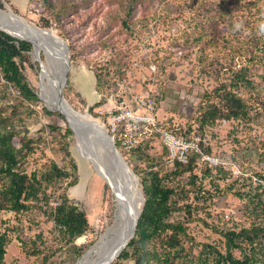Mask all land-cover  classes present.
Segmentation results:
<instances>
[{"label": "rangeland", "instance_id": "obj_1", "mask_svg": "<svg viewBox=\"0 0 264 264\" xmlns=\"http://www.w3.org/2000/svg\"><path fill=\"white\" fill-rule=\"evenodd\" d=\"M0 3L1 9L14 12L38 27H44V16H49L44 0H0ZM120 3L126 5V0H89L85 3L75 0L72 12L62 17L57 29L54 28L56 23L52 21V30L67 42L70 51V69L63 88L64 96L76 110L93 115L105 125V111L123 101H133L137 95H146L155 101L157 116L161 122H165L179 134H199L206 139L204 144L211 147V153L220 157L230 175L227 179H216L212 183L210 178H205L204 185L213 194V198L196 200L190 194L187 201L194 207L189 211H177L175 218L189 221L188 231L194 240L221 243L220 235L203 220L225 226L246 225L251 220L245 214V199L239 198L232 191L220 194L216 192L213 183L224 187L241 174H251L252 177L244 185L241 184V179L234 184L238 189L249 191L250 186L257 184L255 171L264 170V163L258 161L254 145L237 121L219 119L211 125L201 124L200 111L204 93L206 89H212L218 84V76L216 72L207 73L202 69L199 55L205 42L193 41L192 33L195 29H180L179 23L192 16L191 11H181L187 6L163 2L158 8L162 12L161 9L166 4L168 13L163 19L158 21L157 17L148 25L137 22L134 29L129 30L121 27V18L117 17L119 14L124 15ZM136 15L140 19L141 10ZM34 51L33 45L25 62L24 73L39 94L42 68L39 60L46 61L47 56L41 50V58L38 56L39 59H36ZM72 52L78 53L73 59ZM234 62L236 67L240 66L238 58ZM98 67L108 71V76L114 81L112 90L102 103H98L102 96L96 90L95 71ZM225 70L223 68V72ZM0 104L9 113L13 111L15 116H21L25 133L34 138L35 148L26 163L28 172L42 169L51 159L69 170H72L73 162L77 163L78 182L69 186V177L61 179L56 187L60 192L66 190L87 211L90 223L89 230L74 243L63 244L53 230V222L39 210L19 213L3 211L0 219L10 239L6 263L77 264L115 221L117 200L114 192L111 188H106L105 179L96 171L91 159L80 153L73 130V134L66 138L69 141V153L65 152L63 132L66 127H70V123L59 110L50 109L42 98L32 106L14 94L11 98L3 99ZM45 108L63 115L59 119L61 132L49 128L48 124L56 117L46 114ZM249 135L257 140L258 145L262 144L264 127L259 126L249 131ZM121 151L131 158L130 154ZM131 166L139 171L138 184L142 190L141 175L143 177L148 169H159L161 173L171 171L174 162L160 138L153 137L144 146L141 156L132 159ZM203 166L201 163L196 170L200 177L203 175ZM188 175L190 174L185 173L180 179L186 182ZM21 239L29 244L24 245ZM32 239L37 241L40 253H33L36 246ZM189 246L190 243L187 244ZM78 249H82V254L78 253ZM197 249L195 246V252ZM116 260L117 257L111 264ZM126 263L133 262L130 259Z\"/></svg>", "mask_w": 264, "mask_h": 264}, {"label": "trees", "instance_id": "obj_2", "mask_svg": "<svg viewBox=\"0 0 264 264\" xmlns=\"http://www.w3.org/2000/svg\"><path fill=\"white\" fill-rule=\"evenodd\" d=\"M87 1L81 0L82 3ZM44 2L49 16H44L42 28L50 29L53 27L52 21L56 23L54 28L57 29L62 17L71 13L72 4H75V0ZM163 2L187 6L181 11L192 12L191 19L179 23L180 29H195L192 33L193 41L205 42L199 55L202 69L207 73L216 72L218 76V84L212 89H206L204 93L201 124L211 125L219 119L237 121L254 145L258 161L264 163V139L258 145L257 140L249 135V131L264 127V0H126V5L120 3L124 15L117 16L121 18V27L131 30L137 22L148 25L157 17L158 21L163 19L168 13L166 4L162 12H159L158 8ZM139 10L142 16L137 19L136 13ZM30 41L0 29V103L13 94L32 106L40 102V94L31 86L24 73L25 62L33 49ZM77 54L72 52V59ZM236 58L240 61L239 67L234 62ZM223 68H226L225 72ZM95 76L96 90L102 96L98 103H102L112 90L114 81L108 76V71L101 67L96 68ZM44 110L49 116L56 117L48 124L49 128L61 132L59 119L63 115L48 108ZM20 119L21 116H15L13 111L9 113L0 104V213L37 209L53 222V230L63 244L74 243L90 228L88 214L66 190L57 191L56 184L61 179L71 177L69 186L75 185L78 182V165L73 162L72 170H69L51 159L42 169L28 172L26 163L35 148L34 138L25 133ZM71 134L72 129L66 127L63 132V148L67 153L69 141L66 138ZM184 135L190 136L188 133ZM153 137L143 140L130 152L125 151L118 141L116 145L130 154L131 158L126 154L124 156L131 165L132 159L141 156L144 146ZM202 147L205 152H212L208 144H202ZM203 164L201 177L196 172L201 165L196 154H192L187 163L175 161L171 171L161 173L159 169H148L143 177L140 176L145 202L135 235L117 256L114 264H127L130 259L132 264H264V170L255 171L257 184L250 186L249 191L238 189L234 184L241 179L244 185L252 177L251 174H241L224 187L213 183L216 192L222 194L232 191L239 198L245 199V214L251 220L241 226H225L203 220L220 235L221 243L194 240L188 231L189 221L175 218L177 211H189L194 207L187 201L190 194L196 200L213 198V194L204 185L205 178H210L212 183L216 179H227L230 175L222 163L217 166ZM132 168L139 173L137 168ZM185 173L190 174L186 182L180 179ZM105 186L111 188L108 183ZM9 240L0 219V264H7ZM21 241L24 245L29 244L24 239ZM31 241L36 246L33 253H40L37 241ZM195 246L198 247L196 252ZM78 253L82 254V249ZM9 264L20 263L12 261Z\"/></svg>", "mask_w": 264, "mask_h": 264}, {"label": "bare ground", "instance_id": "obj_3", "mask_svg": "<svg viewBox=\"0 0 264 264\" xmlns=\"http://www.w3.org/2000/svg\"><path fill=\"white\" fill-rule=\"evenodd\" d=\"M0 24L16 35L26 36L25 38L31 40L35 47L36 59L41 58V50L46 53L47 60L41 61L40 97L49 106L59 108L66 113L67 120L75 130L80 153L90 158L96 171L108 178L113 184L114 192L117 193L115 194L117 200L115 221L106 228L77 263L110 264L116 258L117 251L131 234L134 217L141 209L142 191L138 180L126 169L123 172L113 168L108 157L109 152L98 139L95 134L96 131L87 128L92 125L102 127L100 120L89 113L76 110L72 105L58 97L56 88L64 68L62 65L58 66L57 63L67 57L64 43L59 41L49 29L40 28L11 11L1 9V7ZM125 190H129L131 193L125 195L122 193Z\"/></svg>", "mask_w": 264, "mask_h": 264}, {"label": "built area", "instance_id": "obj_4", "mask_svg": "<svg viewBox=\"0 0 264 264\" xmlns=\"http://www.w3.org/2000/svg\"><path fill=\"white\" fill-rule=\"evenodd\" d=\"M105 113V128L127 152L136 148L143 140L159 135L173 162L187 163L191 155L196 154L200 163H208L210 166L221 163L219 156L204 151L202 144L206 139L201 135L179 134L165 122H161L157 116L156 103L149 96L137 95L133 101H123Z\"/></svg>", "mask_w": 264, "mask_h": 264}, {"label": "water", "instance_id": "obj_5", "mask_svg": "<svg viewBox=\"0 0 264 264\" xmlns=\"http://www.w3.org/2000/svg\"><path fill=\"white\" fill-rule=\"evenodd\" d=\"M40 28H42V27H40ZM0 29L6 31L8 33H10L11 35H13V36H15V37H17L19 39L28 40L25 37L16 35L15 33H13L12 31H10L6 27L2 26V24H0ZM43 29H46V28H43ZM48 29L57 37V39L59 41H61V42L64 43V46H65V49H66V52H67V57L64 58V60L62 59L61 61H58V63H57L58 66H61V65L63 66L64 71L62 73V76H61L60 81L57 84V88H56L57 91L56 92H57L58 97L60 98V100H63V101L65 100L67 103L70 104V102L65 98L64 93H63V88H64V85L66 83V79L68 77V72H69V69H70V51H69V47H68L67 42L62 37H60L59 35H57L54 32V30H52L50 28H48ZM39 61H40V66L42 67V62H41V60H39ZM47 106L50 109L59 110L66 117V119H67V115H66V113L64 111L60 110L59 108H57V109L56 108H53V107L49 106L48 104H47ZM101 125H102V127H97L96 125H92L91 127H87V128L91 129L92 131L93 130L96 131L95 134L98 136V139L101 140V142L104 144V146L106 147V149L109 152V155H108V153H107V155L110 158V162H111V165L113 166V168H115L116 170L117 169L118 170H122L123 172H125V169H126V170H128L130 172L131 175H133V177L135 179L139 180L138 174L134 171V169L128 163V161H127L126 157L124 156L123 152L121 151V149L116 145V142L114 141L113 136L107 131V129L105 128V126L103 124H101ZM88 126H90V125H88ZM70 127L72 128L71 124H70ZM72 130L75 133V130L73 128H72ZM75 135H76V133H75ZM103 178L105 179L106 183L109 184V186L111 187L112 191L114 192V187H113V184L111 183V181L108 180V178H106L105 176H103ZM135 182H136V180H135ZM122 193H124L125 195H129L131 193V191L125 190V191H122ZM115 194H117V193L114 192V195ZM115 197H116V195H115ZM144 202H145V197H144V194L142 192V207H143ZM141 212H142V208L140 209V211L136 215V217H134L131 234L129 235V237L127 238V240L123 244V246L117 251V253H116L117 256L124 249V247L130 241V239L135 235L138 218H139Z\"/></svg>", "mask_w": 264, "mask_h": 264}]
</instances>
